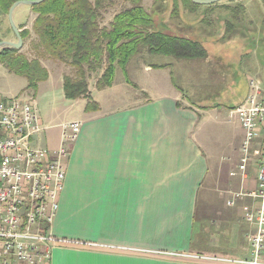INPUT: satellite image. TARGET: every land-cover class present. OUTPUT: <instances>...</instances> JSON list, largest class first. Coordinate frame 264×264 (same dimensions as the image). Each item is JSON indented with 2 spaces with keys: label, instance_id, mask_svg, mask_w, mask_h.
I'll return each mask as SVG.
<instances>
[{
  "label": "crops",
  "instance_id": "1",
  "mask_svg": "<svg viewBox=\"0 0 264 264\" xmlns=\"http://www.w3.org/2000/svg\"><path fill=\"white\" fill-rule=\"evenodd\" d=\"M19 6L15 24L30 27L35 17L30 5ZM164 69V64H145L132 84L118 80L116 69L113 83L102 89L96 88V77L90 80L97 108H83L72 119L81 127L65 160L64 189L50 228L55 238L74 243L52 247L49 259L37 264H233L226 259L250 256L247 235L255 225L246 216L255 212L259 199L246 195L257 188L256 176L248 177L247 171L257 168L260 156L251 152L245 178L237 170L239 159L221 162L224 157L214 154L225 129L219 108L189 103ZM52 77L48 73L38 83V91L42 83L47 87L42 103L87 101L64 97L62 71ZM235 107L228 109L230 118L235 119ZM51 120L46 119L40 144L55 149L66 121ZM225 190L245 201V224L212 202ZM233 199L225 204L232 206ZM198 212L204 222L197 221Z\"/></svg>",
  "mask_w": 264,
  "mask_h": 264
},
{
  "label": "rangeland",
  "instance_id": "2",
  "mask_svg": "<svg viewBox=\"0 0 264 264\" xmlns=\"http://www.w3.org/2000/svg\"><path fill=\"white\" fill-rule=\"evenodd\" d=\"M123 2L124 0H116L115 6L108 9L104 14V24L112 19ZM142 4L153 17L157 29L166 33L185 35L201 42L207 56L175 58L160 53H148L143 50L130 59L126 65L125 73L119 66L116 67L117 79H125L132 84L131 79H136V76L144 74L143 65L147 64L154 67L158 64H164L166 69L163 72L166 75L170 74L172 84L180 90L182 96L189 103L198 107L219 108L225 129L224 132H220L218 141L220 148H217L214 154L218 159L224 157L225 160L221 159L224 164L230 163L232 158L238 160L241 155L243 128L237 118H230L227 114L230 107H235L245 99L250 90V80L255 81L264 91L263 1L220 0L210 4L195 3L194 6H183L179 0H142ZM19 8H27V5H21ZM17 27L19 28L18 25ZM26 28L32 32V25ZM0 39L17 41L6 14L0 15ZM34 41L35 36L31 33L22 39V44L18 49L29 58L36 57L38 52L33 49L32 43ZM40 59L48 73L53 76L52 78L59 77L61 71L62 76L71 73L67 65H63L55 59L48 57H41ZM135 66L140 67L139 69H132V71L128 70V67L134 68ZM94 77L96 76L92 75L89 82ZM26 85L25 77L9 72L0 63V100L16 97L34 100L33 97H35L39 115L45 120H43L45 126L49 124L46 121L48 117L50 120L52 118L51 121L53 122L70 121L75 119L83 108L85 109L84 106L87 101L65 103L63 99L61 101L54 99V102L47 100L42 103V92L47 88L45 83L40 85V91L27 89ZM252 149H254L253 145L250 147L251 152ZM247 175L248 177L257 176V168L249 167ZM236 176L234 178H239V175ZM213 189L218 190V187ZM225 191V193H221L222 195L217 196V200L214 199L212 202L214 201L221 211L223 209L227 212L230 211V213L233 211L232 215H235V220L239 224H245L244 210L242 209L245 201H241L239 197L235 198V193L231 194V191ZM226 199H233L234 204L232 206L226 205ZM198 203L201 205V200H198ZM199 214L200 212L197 214V221L199 223L204 222L205 220ZM196 227L199 228V226ZM214 240L220 242L221 239H212V241ZM242 240L246 239L243 238ZM221 241L227 242L226 239ZM216 249L215 246L209 248L211 251H216Z\"/></svg>",
  "mask_w": 264,
  "mask_h": 264
},
{
  "label": "built area",
  "instance_id": "3",
  "mask_svg": "<svg viewBox=\"0 0 264 264\" xmlns=\"http://www.w3.org/2000/svg\"><path fill=\"white\" fill-rule=\"evenodd\" d=\"M249 86V93L231 111V116L243 128L237 164L242 178L252 153L260 156L257 188L246 193L259 199V205L253 214L246 216L255 225L247 235L250 257L226 259L233 264H264V92L253 80ZM80 127L79 120L63 122L59 146L55 149L42 146L40 135L47 126L35 101L23 97L0 100V264H37L49 259L52 247L74 243L55 238L50 228L64 189L65 160ZM257 142L260 144L254 146Z\"/></svg>",
  "mask_w": 264,
  "mask_h": 264
},
{
  "label": "trees",
  "instance_id": "4",
  "mask_svg": "<svg viewBox=\"0 0 264 264\" xmlns=\"http://www.w3.org/2000/svg\"><path fill=\"white\" fill-rule=\"evenodd\" d=\"M17 0H0V15L6 14ZM116 0H42L30 5L35 17L32 32L19 26L22 39L31 33L38 56L29 58L15 48L0 49V63L27 80V89L36 90L48 78L41 57H48L69 67L62 76L66 99L86 98L85 110L97 108L89 94V79L96 75L98 89L113 83L116 67L126 72L130 59L143 50L175 58L205 57L206 50L197 40L157 29L142 0H124L112 19L104 24V14ZM264 3V0H262ZM183 6L195 3L180 0ZM1 40V39H0Z\"/></svg>",
  "mask_w": 264,
  "mask_h": 264
},
{
  "label": "water",
  "instance_id": "5",
  "mask_svg": "<svg viewBox=\"0 0 264 264\" xmlns=\"http://www.w3.org/2000/svg\"><path fill=\"white\" fill-rule=\"evenodd\" d=\"M42 0H17L15 1L8 9L7 12V20L9 22V25L13 31V33L15 34L17 41L16 42H12L9 40H0V49L3 48H15L18 49L20 48L21 44H22V38L20 35V30L17 27V25L14 22L13 19V12L14 9L19 6V5H33L36 3H39ZM194 3H198V4H210V3H214L220 0H192Z\"/></svg>",
  "mask_w": 264,
  "mask_h": 264
},
{
  "label": "flooded vegetation",
  "instance_id": "6",
  "mask_svg": "<svg viewBox=\"0 0 264 264\" xmlns=\"http://www.w3.org/2000/svg\"><path fill=\"white\" fill-rule=\"evenodd\" d=\"M180 1V0H179Z\"/></svg>",
  "mask_w": 264,
  "mask_h": 264
}]
</instances>
